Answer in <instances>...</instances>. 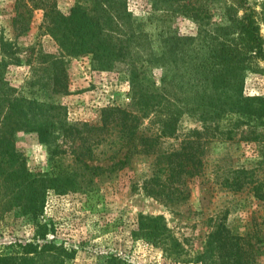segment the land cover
<instances>
[{
    "label": "rangeland",
    "instance_id": "rangeland-1",
    "mask_svg": "<svg viewBox=\"0 0 264 264\" xmlns=\"http://www.w3.org/2000/svg\"><path fill=\"white\" fill-rule=\"evenodd\" d=\"M52 1L64 16L76 3ZM193 1L204 6L211 23L228 25L242 16L239 0ZM249 1L260 15L264 40V0ZM154 4L126 0L134 25L142 24L147 50L160 53L162 32L195 34L192 21L162 15V4L156 10ZM91 57H64L60 65V46L47 33L43 11L28 0H0V92L24 98L35 125L46 130L43 140L35 131L18 130L14 146L28 171L77 183L47 191L37 217L3 212L0 254L21 252L29 243L44 250L36 264H264V123L228 118L222 97L215 118L208 109L201 174L171 196L144 191L155 169L152 158L138 156L121 171L93 176L75 162L78 144L60 133V125L96 124L102 109L127 108L131 99L125 66L99 70ZM257 62L258 72L244 75L245 98L264 97V62ZM61 66L68 94L60 93ZM161 73L151 71L156 81ZM196 127L183 117L180 136ZM160 143L162 152L179 147L173 138ZM104 158L97 156L89 166H108Z\"/></svg>",
    "mask_w": 264,
    "mask_h": 264
},
{
    "label": "trees",
    "instance_id": "trees-1",
    "mask_svg": "<svg viewBox=\"0 0 264 264\" xmlns=\"http://www.w3.org/2000/svg\"><path fill=\"white\" fill-rule=\"evenodd\" d=\"M28 1L43 11L47 33L60 46V65L64 57L91 55L94 68L124 65L128 75L129 107L102 109L96 124L60 125V133L77 142L72 154L83 171L98 177L123 170L135 157L152 158L155 169L144 181V191L171 196L173 189L178 192L187 179L201 174L208 109L215 118L222 97L228 118L237 115L264 123V97L242 95L245 73H257V61L264 62L260 15L249 0H239L242 16L232 17L223 26L211 23L204 6L193 0H154V10L162 4V15L182 17L196 26L194 35L162 32L160 53L147 50L142 24L134 25L126 0H76L67 16L56 10L52 0ZM154 68L162 71L157 81L151 75ZM60 93L68 94L62 66ZM26 104L22 97L0 92V216L16 210L37 217L47 191L77 185L72 177H64L60 184V178L51 173L26 168L14 146V133L35 131L42 140L46 133L45 126L35 125ZM183 117L192 118L198 127L181 137ZM169 138L178 141L179 147L162 152L160 141ZM102 154L108 166H89ZM43 258L44 250L28 243L21 252L1 253L0 264H36Z\"/></svg>",
    "mask_w": 264,
    "mask_h": 264
}]
</instances>
